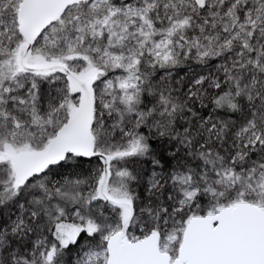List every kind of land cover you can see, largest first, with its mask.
Masks as SVG:
<instances>
[{
    "label": "snow or ice",
    "instance_id": "1",
    "mask_svg": "<svg viewBox=\"0 0 264 264\" xmlns=\"http://www.w3.org/2000/svg\"><path fill=\"white\" fill-rule=\"evenodd\" d=\"M0 264H264V0H0Z\"/></svg>",
    "mask_w": 264,
    "mask_h": 264
},
{
    "label": "rangeland",
    "instance_id": "2",
    "mask_svg": "<svg viewBox=\"0 0 264 264\" xmlns=\"http://www.w3.org/2000/svg\"><path fill=\"white\" fill-rule=\"evenodd\" d=\"M189 71H191V69H189ZM183 74V73H182Z\"/></svg>",
    "mask_w": 264,
    "mask_h": 264
},
{
    "label": "trees",
    "instance_id": "3",
    "mask_svg": "<svg viewBox=\"0 0 264 264\" xmlns=\"http://www.w3.org/2000/svg\"><path fill=\"white\" fill-rule=\"evenodd\" d=\"M87 167V165H85Z\"/></svg>",
    "mask_w": 264,
    "mask_h": 264
}]
</instances>
